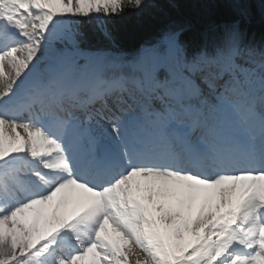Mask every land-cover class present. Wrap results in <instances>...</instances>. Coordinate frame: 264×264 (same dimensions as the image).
Instances as JSON below:
<instances>
[{
    "label": "snow or ice",
    "instance_id": "1",
    "mask_svg": "<svg viewBox=\"0 0 264 264\" xmlns=\"http://www.w3.org/2000/svg\"><path fill=\"white\" fill-rule=\"evenodd\" d=\"M223 2L128 52L156 0H0V264H264V0Z\"/></svg>",
    "mask_w": 264,
    "mask_h": 264
},
{
    "label": "trees",
    "instance_id": "2",
    "mask_svg": "<svg viewBox=\"0 0 264 264\" xmlns=\"http://www.w3.org/2000/svg\"><path fill=\"white\" fill-rule=\"evenodd\" d=\"M233 15L223 0H156L155 6L142 12H128L121 17L113 18L108 27L117 37L122 49L135 47L142 40L149 38L170 24H189L192 32L200 34L209 31L213 26L230 22ZM98 21L86 22L82 27L93 38V45L104 42L97 29ZM248 39L254 43L264 42V13L259 3L253 8L251 17L243 23Z\"/></svg>",
    "mask_w": 264,
    "mask_h": 264
},
{
    "label": "bare ground",
    "instance_id": "3",
    "mask_svg": "<svg viewBox=\"0 0 264 264\" xmlns=\"http://www.w3.org/2000/svg\"><path fill=\"white\" fill-rule=\"evenodd\" d=\"M126 255L128 257V264H137V260L143 261L144 259V254L133 245H129L128 249H126Z\"/></svg>",
    "mask_w": 264,
    "mask_h": 264
},
{
    "label": "rangeland",
    "instance_id": "4",
    "mask_svg": "<svg viewBox=\"0 0 264 264\" xmlns=\"http://www.w3.org/2000/svg\"><path fill=\"white\" fill-rule=\"evenodd\" d=\"M5 72H6V75L9 72V69L7 67L5 68Z\"/></svg>",
    "mask_w": 264,
    "mask_h": 264
}]
</instances>
